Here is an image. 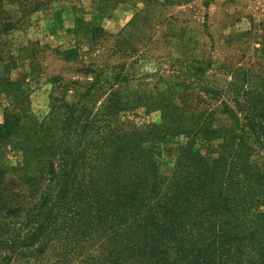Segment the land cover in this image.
<instances>
[{
  "label": "trees",
  "instance_id": "trees-1",
  "mask_svg": "<svg viewBox=\"0 0 264 264\" xmlns=\"http://www.w3.org/2000/svg\"><path fill=\"white\" fill-rule=\"evenodd\" d=\"M4 1L0 37L14 29ZM106 35L97 27L93 40ZM15 66L0 69V264H264V167L253 160L264 155V94L239 97L238 75L244 90L248 71L208 92L226 119L187 110L169 77L138 95L122 71L107 83L89 68L80 101L39 120L11 79ZM139 109L160 122L139 125ZM199 137L218 144L201 151ZM180 140L165 173L160 160Z\"/></svg>",
  "mask_w": 264,
  "mask_h": 264
},
{
  "label": "rangeland",
  "instance_id": "rangeland-1",
  "mask_svg": "<svg viewBox=\"0 0 264 264\" xmlns=\"http://www.w3.org/2000/svg\"><path fill=\"white\" fill-rule=\"evenodd\" d=\"M206 1L5 0L14 29L0 37V69L15 60L11 79L30 95L39 120L53 105L80 101L91 81L89 68L104 70L107 83L122 71L138 95L164 88L169 77L187 110H216L226 119L215 93L208 92L225 88L234 72L246 70L251 79L242 90L244 76L238 75L239 97H253L258 89L264 94V0H215L209 6ZM97 27L107 35L94 41ZM70 49L79 54L73 62L58 54ZM197 68L205 69L204 78ZM229 104L236 109L232 99ZM5 108L6 95L0 94V124ZM134 114L139 125L160 122V113ZM181 143L161 158L163 172L171 170ZM213 145L197 140L201 151ZM10 159L20 162L21 154L11 152ZM253 160L264 167L263 154Z\"/></svg>",
  "mask_w": 264,
  "mask_h": 264
}]
</instances>
